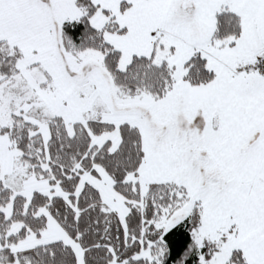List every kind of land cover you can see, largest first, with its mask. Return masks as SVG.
Instances as JSON below:
<instances>
[{
    "label": "snow or ice",
    "instance_id": "snow-or-ice-1",
    "mask_svg": "<svg viewBox=\"0 0 264 264\" xmlns=\"http://www.w3.org/2000/svg\"><path fill=\"white\" fill-rule=\"evenodd\" d=\"M0 264H264V0H0Z\"/></svg>",
    "mask_w": 264,
    "mask_h": 264
}]
</instances>
